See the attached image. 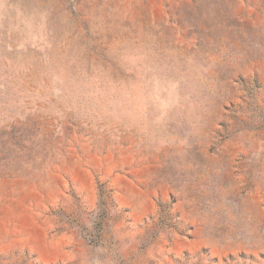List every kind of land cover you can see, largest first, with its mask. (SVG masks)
Returning <instances> with one entry per match:
<instances>
[{
	"label": "rangeland",
	"instance_id": "374dc122",
	"mask_svg": "<svg viewBox=\"0 0 264 264\" xmlns=\"http://www.w3.org/2000/svg\"><path fill=\"white\" fill-rule=\"evenodd\" d=\"M0 264H264V0H0Z\"/></svg>",
	"mask_w": 264,
	"mask_h": 264
}]
</instances>
